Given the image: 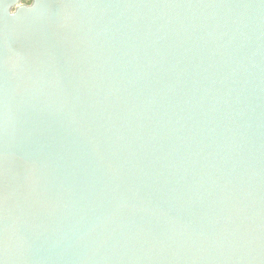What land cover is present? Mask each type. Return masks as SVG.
<instances>
[{"label": "water", "instance_id": "95a60500", "mask_svg": "<svg viewBox=\"0 0 264 264\" xmlns=\"http://www.w3.org/2000/svg\"><path fill=\"white\" fill-rule=\"evenodd\" d=\"M0 0V264H264V0Z\"/></svg>", "mask_w": 264, "mask_h": 264}, {"label": "trees", "instance_id": "16d2710c", "mask_svg": "<svg viewBox=\"0 0 264 264\" xmlns=\"http://www.w3.org/2000/svg\"><path fill=\"white\" fill-rule=\"evenodd\" d=\"M25 1H27V2H28V4H30V3H31V1H30V0H24V2H25ZM26 4H27V3H26Z\"/></svg>", "mask_w": 264, "mask_h": 264}, {"label": "rangeland", "instance_id": "374dc122", "mask_svg": "<svg viewBox=\"0 0 264 264\" xmlns=\"http://www.w3.org/2000/svg\"><path fill=\"white\" fill-rule=\"evenodd\" d=\"M23 3H27V4H28V2H27V1H25V2H23Z\"/></svg>", "mask_w": 264, "mask_h": 264}]
</instances>
